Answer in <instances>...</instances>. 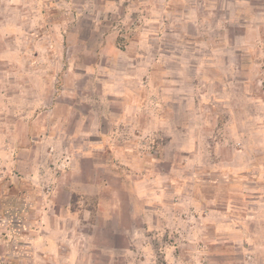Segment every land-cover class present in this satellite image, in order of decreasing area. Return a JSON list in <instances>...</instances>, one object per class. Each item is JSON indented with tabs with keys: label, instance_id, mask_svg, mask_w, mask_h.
Masks as SVG:
<instances>
[{
	"label": "rangeland",
	"instance_id": "1",
	"mask_svg": "<svg viewBox=\"0 0 264 264\" xmlns=\"http://www.w3.org/2000/svg\"><path fill=\"white\" fill-rule=\"evenodd\" d=\"M0 264H264V0H0Z\"/></svg>",
	"mask_w": 264,
	"mask_h": 264
}]
</instances>
